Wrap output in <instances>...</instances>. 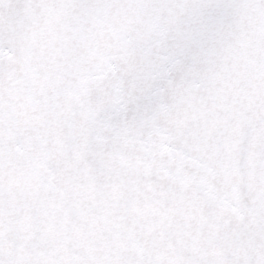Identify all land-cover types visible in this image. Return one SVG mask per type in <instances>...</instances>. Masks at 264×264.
<instances>
[{"label":"snow or ice","instance_id":"snow-or-ice-1","mask_svg":"<svg viewBox=\"0 0 264 264\" xmlns=\"http://www.w3.org/2000/svg\"><path fill=\"white\" fill-rule=\"evenodd\" d=\"M0 264H264V0H0Z\"/></svg>","mask_w":264,"mask_h":264}]
</instances>
